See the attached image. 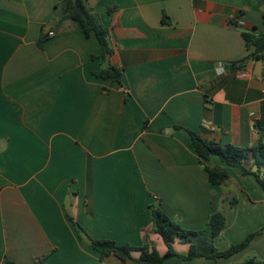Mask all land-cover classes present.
Returning a JSON list of instances; mask_svg holds the SVG:
<instances>
[{
	"label": "crops",
	"instance_id": "crops-1",
	"mask_svg": "<svg viewBox=\"0 0 264 264\" xmlns=\"http://www.w3.org/2000/svg\"><path fill=\"white\" fill-rule=\"evenodd\" d=\"M88 7L109 30L106 61L60 0H0V264H97L89 239L148 243L163 256L152 207L195 231L222 212L221 252L255 234L230 258L165 264L264 262V187L191 146V133L246 150L264 142V60L241 63L252 52L243 33H264V0ZM109 66L121 84L94 76ZM245 164L255 170L250 153ZM205 166L227 172L226 183L211 184Z\"/></svg>",
	"mask_w": 264,
	"mask_h": 264
},
{
	"label": "trees",
	"instance_id": "trees-1",
	"mask_svg": "<svg viewBox=\"0 0 264 264\" xmlns=\"http://www.w3.org/2000/svg\"><path fill=\"white\" fill-rule=\"evenodd\" d=\"M64 5V16L70 17L78 22L87 37L94 34L99 40L103 49V61L107 60L110 54L109 30L101 25L92 10L88 7V0H60ZM112 10V8H111ZM49 33L41 32L40 46L48 39ZM243 38L247 48L252 50L248 59L241 62L247 64L248 60H264V33H243ZM97 78L112 80L121 84L122 71L114 66L93 72ZM191 146L197 152L201 160L209 161L212 157H217L228 167L239 168L243 176L252 175L264 187V180L261 177L260 170L264 167V142L261 140L250 149L246 150L233 145H223L215 141H206L195 133H191ZM247 153H250L253 161V169L245 164ZM209 175V181L213 185H224L228 179L225 171H218L215 168L205 166ZM153 232L160 235L167 245V253L163 256L155 248H151L148 243L143 247H132L129 245H118L111 240H91L90 246L99 253L100 262L104 264L106 258L116 256L124 262L132 260L135 264H165V261L171 257H180L189 261L194 258L207 259H226L245 250L255 234L250 235L239 245L231 246L226 251H219L214 241L225 229L226 217L222 212H216L210 219L207 227L203 230H187L171 219L165 212L159 208L152 207ZM176 240L190 245V251L187 255H179L173 247ZM133 252H139V259H134ZM8 264H15L9 262ZM241 264H264L262 261L251 259Z\"/></svg>",
	"mask_w": 264,
	"mask_h": 264
},
{
	"label": "built area",
	"instance_id": "built-area-1",
	"mask_svg": "<svg viewBox=\"0 0 264 264\" xmlns=\"http://www.w3.org/2000/svg\"><path fill=\"white\" fill-rule=\"evenodd\" d=\"M49 35H50V36H54V33H53V32H50ZM218 71H219V75L224 74V73H225V68H224V66H223V65H220L219 68H218ZM1 264H3V263H1Z\"/></svg>",
	"mask_w": 264,
	"mask_h": 264
},
{
	"label": "water",
	"instance_id": "water-1",
	"mask_svg": "<svg viewBox=\"0 0 264 264\" xmlns=\"http://www.w3.org/2000/svg\"><path fill=\"white\" fill-rule=\"evenodd\" d=\"M50 28H51V26L47 28L46 33H48L50 31Z\"/></svg>",
	"mask_w": 264,
	"mask_h": 264
}]
</instances>
